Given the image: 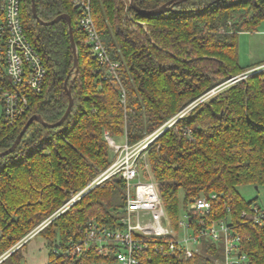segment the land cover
I'll return each mask as SVG.
<instances>
[{
    "label": "trees",
    "instance_id": "obj_1",
    "mask_svg": "<svg viewBox=\"0 0 264 264\" xmlns=\"http://www.w3.org/2000/svg\"><path fill=\"white\" fill-rule=\"evenodd\" d=\"M167 1L134 0L146 10ZM89 6L110 60L118 63L117 79L91 54L73 0H35V8L45 21L70 16L79 62L75 75L66 21L42 26L32 16L31 0L21 1L26 37L46 72L41 90L29 95L26 111L14 123L1 113L0 152L10 148L30 116L39 114L47 123L63 116L65 80L73 104L59 126L33 122L15 149L0 156V258L47 222L36 234L47 244L45 264L114 262L94 248L80 253L73 248L88 221L110 228L119 224L125 205L122 178L104 181L55 215L111 163L104 133L134 144L220 81L246 73L238 62V35L257 31L264 21V0H186L157 16L138 14L129 0H89ZM145 153L172 231L190 201L215 194L205 221L228 218L240 236L239 254L246 257L241 264H264V218L253 223L251 210L258 203L246 201L236 189L264 187V69L190 109ZM28 240L0 264H20ZM139 259L140 264H220L222 251L203 241L190 258L150 247Z\"/></svg>",
    "mask_w": 264,
    "mask_h": 264
},
{
    "label": "built area",
    "instance_id": "obj_2",
    "mask_svg": "<svg viewBox=\"0 0 264 264\" xmlns=\"http://www.w3.org/2000/svg\"><path fill=\"white\" fill-rule=\"evenodd\" d=\"M21 1L0 0V105L3 119L9 124L14 123L26 111L29 95L41 90L46 72L41 58L26 37L21 18ZM73 4L78 11V25L85 34V43L91 54L117 79L115 70L118 63L110 60L98 35L89 0H73ZM211 93H215V90ZM195 103L187 105L172 119L134 144H128L124 139L123 144L118 145L107 132L104 133L110 154L112 153L111 163L55 215L87 191L113 177H120L124 181L125 205L120 211L119 224L114 228L88 221L73 248L75 253L94 248L97 253L112 258L118 264H140L139 255L147 248L152 247L160 254L180 253L185 258H190L200 252L203 241H209L221 248L220 264H241L245 261V255L239 254L240 236L228 218L205 221L211 210L212 200L216 198L215 194L190 201L178 222V230L172 231L166 225V215L149 173L145 153L147 146L162 131L184 116ZM190 213L196 217V224H192ZM244 216L245 212H242L241 217ZM251 218L253 223L261 222L264 218V205H254ZM46 224L44 222L36 227L20 244Z\"/></svg>",
    "mask_w": 264,
    "mask_h": 264
},
{
    "label": "rangeland",
    "instance_id": "obj_3",
    "mask_svg": "<svg viewBox=\"0 0 264 264\" xmlns=\"http://www.w3.org/2000/svg\"><path fill=\"white\" fill-rule=\"evenodd\" d=\"M263 29H264V21L260 22V25L258 26L257 30L261 31ZM253 39H254V37L248 36V35L239 37V41H238V62L242 66L249 64L252 60L253 56L250 55L249 51L251 50L250 49L251 45H254L253 41H252ZM261 69H264V66L262 68L255 70L254 72L259 71ZM227 80L228 79L220 81L215 87H213L210 90H208L207 92H205L201 97H199L197 100L194 101L196 103L194 105H192L191 107L192 108L195 107L199 103L208 99L210 96L214 95L216 92H218V91L224 89L225 87H227L228 85H230L231 82H229V80L228 81ZM213 90H215V93L212 94L211 91H213ZM208 93H209V95H208ZM199 99H202V100L198 101ZM194 102H191V103H194ZM1 111H2V107L0 105V115H1ZM188 112L189 111H187V113ZM114 141L116 142V144L121 145V144H123L124 139L122 137H118V138L114 139ZM109 159L112 160V153L109 155ZM144 171H146V170H144ZM85 187H83L76 194L71 195V198L68 199L67 202H65V204H67L68 201L70 202V200L73 197H75L81 191H83L85 189ZM236 189H237L238 193L242 196V198H244L246 201H250V200L255 198L257 203L264 205V187H259V188L255 189L253 186L245 185V186H238ZM64 205L62 207H64ZM69 206L70 205H68L66 208H68ZM183 213L184 212H182V210L179 211V215L182 216ZM36 234H34L27 241V244L22 248L20 264H45L46 263V261L48 259V248H47L46 241L44 240V238L41 235H36ZM19 245H20V243H19ZM19 245H18V247H19ZM108 264H118V263L112 262V263H108Z\"/></svg>",
    "mask_w": 264,
    "mask_h": 264
},
{
    "label": "water",
    "instance_id": "obj_4",
    "mask_svg": "<svg viewBox=\"0 0 264 264\" xmlns=\"http://www.w3.org/2000/svg\"><path fill=\"white\" fill-rule=\"evenodd\" d=\"M183 1H186V0H169L166 3H164L163 5L155 8V9L146 10V9L139 8L135 4L134 0H129V7L132 8L138 14H141V15H144V16H157V15H160V14H162L164 12L174 11L172 9L173 5L177 4V3H180V2H183ZM31 13H32L33 18L42 26H50V25H53V24L57 23L60 20L66 21L67 27H68L69 40H70V44H71L72 51H73V74L75 75L77 73V70H78L79 62H78V51H77V47H76V44H75L74 38H73V32H72V25H71L70 16L67 15V14H60V15H57L56 17H54L53 19H51L49 21L42 20V19H40L38 17V15L36 13L35 0H31ZM247 74L248 73H244V74L232 77V78L229 79V82L233 83L235 81L242 80V79H244L246 77ZM64 88L66 90L67 97H68V105H67V108H66L63 116L58 121H56L55 123H47V122H45L39 114H34V115L30 116L27 119V121L24 124V126L22 127V129L19 132V134L17 135V137L14 140L13 144L10 146V148H8L5 151L0 152V156L8 154V153L12 152L15 149V147L19 143L21 137L23 136V134L25 133L27 128L33 122H38V123H40V124H42L44 126H47V127H56V126H59L67 118L68 114L70 113L72 104H73V99H72V95H71V84H68L67 80H65V82H64ZM17 248H18V246L14 247V249H12L10 252H8L4 257H6L10 253H12Z\"/></svg>",
    "mask_w": 264,
    "mask_h": 264
},
{
    "label": "crops",
    "instance_id": "obj_5",
    "mask_svg": "<svg viewBox=\"0 0 264 264\" xmlns=\"http://www.w3.org/2000/svg\"><path fill=\"white\" fill-rule=\"evenodd\" d=\"M245 35L254 37V39L252 40L254 45H251V48H250L251 50L249 51L250 55L253 56L252 60H251V62L249 64H246L245 66H243V67H247L248 68L246 73H249V72H254L255 70H257L259 68H262L264 66V36H263L264 35V29L261 30V31L257 30V31H254V32L240 33L238 35V41H239V37L240 36H245ZM237 54H238V52H237ZM23 243L24 242H22L21 244H23ZM18 245H16V247Z\"/></svg>",
    "mask_w": 264,
    "mask_h": 264
}]
</instances>
